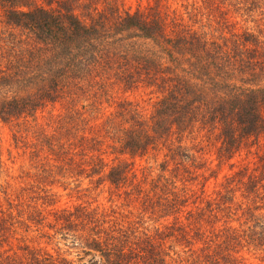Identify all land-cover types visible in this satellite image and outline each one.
<instances>
[{"label": "trees", "instance_id": "trees-1", "mask_svg": "<svg viewBox=\"0 0 264 264\" xmlns=\"http://www.w3.org/2000/svg\"><path fill=\"white\" fill-rule=\"evenodd\" d=\"M181 2L0 0V121L29 165L0 181V264L264 262V153L212 196L191 183L214 172L207 147L187 143L211 126L222 164L264 136V0ZM111 84L156 94L152 110L121 99L98 122ZM71 178L111 203L57 204Z\"/></svg>", "mask_w": 264, "mask_h": 264}, {"label": "rangeland", "instance_id": "rangeland-1", "mask_svg": "<svg viewBox=\"0 0 264 264\" xmlns=\"http://www.w3.org/2000/svg\"><path fill=\"white\" fill-rule=\"evenodd\" d=\"M103 4H112L117 5L120 9H128L130 11L136 10L138 7L142 8L148 4H155V0H104ZM162 6H169L170 9L180 10L183 8L180 4L181 0H158ZM121 99H128L135 103H138L143 108L148 111L152 110L153 104L156 101V94L150 93L148 89H125L120 84H114L110 86L109 93L98 99L95 107L89 106V114L92 117H97L98 122H101L105 115L112 114L116 110L117 103ZM89 102V101H88ZM100 108V109H98ZM101 110V111H99ZM211 126L206 125L202 129L197 128L191 132L192 139L188 138L187 143L193 145L195 142H200L201 145H205L208 150V155L205 157L208 159L209 166L214 172L212 175L209 171H206L205 174L208 177L207 180L202 178L192 181V186L199 192L202 188L206 195H216V191L220 188L219 183L223 182L226 177L233 175L239 169H244L248 167V170H253L254 168L257 171L263 170V161L260 159L264 153V136H261L259 139L255 140L253 138L249 139L242 146L241 150L234 155L233 158L225 160L222 164H219L216 159V147L220 145V141L216 138V130L210 128ZM210 128V129H209ZM201 140V141H200ZM0 148L3 153V159L6 164L11 167L10 171L6 174L0 176V181H9L11 184L18 185L19 176L22 175V170L28 169V161L24 160L23 157H20L19 154L22 153L21 148H16L12 139V128L9 124L3 123L0 121ZM156 156V157H155ZM154 157V159H153ZM163 156L161 154L156 155V151H151V154L148 157L136 158V168L140 169L143 166L152 165L154 168L155 161H161ZM14 162V163H12ZM19 166H23L19 168ZM157 172V169H154ZM75 178L68 179L61 184L56 182L54 184V190L60 195L57 198V204L66 205L71 203H76L80 201L89 202L93 205L98 203H103L109 205L111 201L109 200V193L107 191V185L101 184L97 189L92 190L89 193L76 192L75 185H79ZM200 181V182H199ZM67 183V184H65ZM81 185V184H80ZM88 185V180L82 181V187ZM241 192H237L236 195H239ZM36 238H33V243H36ZM32 239H29V242ZM44 245V243H42ZM247 256V260L243 261L245 264H264L257 259Z\"/></svg>", "mask_w": 264, "mask_h": 264}]
</instances>
